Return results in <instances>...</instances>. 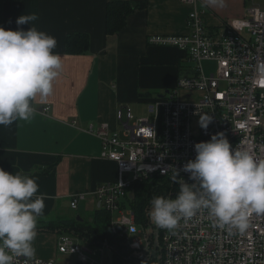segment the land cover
Wrapping results in <instances>:
<instances>
[{"label": "crops", "instance_id": "crops-1", "mask_svg": "<svg viewBox=\"0 0 264 264\" xmlns=\"http://www.w3.org/2000/svg\"><path fill=\"white\" fill-rule=\"evenodd\" d=\"M110 1L116 0H0V25L27 30L31 25L18 26L17 18L36 13L38 20L32 24L57 39L53 51L62 57L53 93L31 101L32 118L0 125V167L35 177L39 184L36 195L46 196L33 258L55 264L85 263L77 255L59 252L61 235L72 233L45 227L78 215L91 221L102 207L95 189L119 176L117 164L102 158V142L86 131L88 126L103 121L119 129L116 113L121 106L129 105L134 112L145 105L148 113L149 104L175 88L193 67L184 51L148 42L153 34H186L190 6L181 0H147L146 6L129 15L123 30L107 34ZM252 6L262 8L255 0H227L223 9L209 5L208 0L198 3L206 10L204 21L213 34L226 31L232 20L247 16ZM77 32L89 34L90 49L67 53V37ZM47 106L50 109L45 112ZM73 195L85 196L77 209L71 206ZM72 235L76 242H84ZM88 245L85 253L91 260L93 245Z\"/></svg>", "mask_w": 264, "mask_h": 264}, {"label": "built area", "instance_id": "built-area-1", "mask_svg": "<svg viewBox=\"0 0 264 264\" xmlns=\"http://www.w3.org/2000/svg\"><path fill=\"white\" fill-rule=\"evenodd\" d=\"M192 9L186 34H153L148 42L155 46L175 47L185 52L193 64L190 75L179 79L175 88L157 97L148 107V115L137 118L129 106L117 109L121 127L107 122L91 123L86 131L102 142L101 156L118 166V179L99 185L95 198L111 213L113 232L128 246L142 250L145 242L154 243L160 232L163 264H264V216L253 215L241 236L213 226L207 209L191 219H181L176 229H158L138 222L130 206L134 186L155 175L172 176L194 185L183 166L196 156L195 144L223 132L233 147H250L264 158V80L255 74L258 57H264V9L252 6L247 16L234 19L226 31L213 34L204 21L200 0H181ZM216 64L206 74L203 62ZM186 91L189 99H182ZM50 106L45 108V112ZM210 119L207 129L200 119ZM178 185L179 182H177ZM84 195H73L71 206L79 207ZM175 198V197H171ZM117 214V216L115 215ZM235 232V230H232ZM85 242H76L72 234H63L59 252L77 255L85 264H96L85 253ZM12 264H55L53 260L13 257Z\"/></svg>", "mask_w": 264, "mask_h": 264}, {"label": "clouds", "instance_id": "clouds-1", "mask_svg": "<svg viewBox=\"0 0 264 264\" xmlns=\"http://www.w3.org/2000/svg\"><path fill=\"white\" fill-rule=\"evenodd\" d=\"M223 9L227 0H208ZM38 15H21L16 24L31 27L5 28L0 25V125L30 120L31 101L46 99L53 93L54 80L63 67L62 57L53 50L57 39L32 24ZM255 74L264 80V57H258ZM210 119H200L207 129ZM196 156L183 166L190 179L198 182L199 194L183 180H172L180 188L175 198L153 196L147 214L158 229L172 231L181 219H191L203 209L214 218L213 226L243 236L255 214L264 216V158L250 147H233L223 132L195 144ZM39 184L23 172L0 167V264H12L13 257L31 259L36 254L38 218L43 215L45 194L36 195ZM235 230L233 232L232 230Z\"/></svg>", "mask_w": 264, "mask_h": 264}, {"label": "trees", "instance_id": "trees-1", "mask_svg": "<svg viewBox=\"0 0 264 264\" xmlns=\"http://www.w3.org/2000/svg\"><path fill=\"white\" fill-rule=\"evenodd\" d=\"M12 1V0H7ZM14 1V0H13ZM147 0H116L107 4L106 10V32L107 34H117L127 25L129 15L138 8L146 6ZM91 39L88 33L77 32L68 35L66 40V50L70 54L85 53L90 49ZM180 185L172 180V176L155 175L146 181L138 182L134 186L133 200L130 206L136 214L138 222L148 224L147 209L149 201L153 196L175 197L179 192ZM82 218V217H81ZM51 231H68L87 244L108 245L127 260H135L136 264H163V248L159 252H153L154 243L148 259L135 257V250L131 249L126 240L116 235L111 227V214L103 207L98 208L93 219L86 221L76 217L61 219L45 227ZM143 250V249H142ZM141 251V250H139ZM139 259V260H138Z\"/></svg>", "mask_w": 264, "mask_h": 264}, {"label": "rangeland", "instance_id": "rangeland-1", "mask_svg": "<svg viewBox=\"0 0 264 264\" xmlns=\"http://www.w3.org/2000/svg\"><path fill=\"white\" fill-rule=\"evenodd\" d=\"M257 3L262 4V8L264 9V0H255ZM203 68L206 74H211L216 69V64L214 62L205 61L203 62ZM187 94L185 92L181 93L182 99H189L186 98ZM140 110H134V113L137 118L147 116L148 113L146 111V106L141 105ZM149 208V205H148ZM148 210V209H147ZM117 216V214H115ZM149 218V217H148ZM149 226H155L152 224L151 220H148ZM154 246H153V252H159L161 249V240H160V232L157 230L155 237L153 238ZM85 243V242H83ZM94 254H91L90 259L93 260L96 264H136L138 263L135 260L129 261L126 258H124L122 255H119L118 252L114 251L112 248H110L108 245H96L91 247ZM151 248V244L149 242H145V245L143 247V250L141 251H135L133 252L135 257H139L141 259H148L150 255L149 250ZM139 260V259H138Z\"/></svg>", "mask_w": 264, "mask_h": 264}, {"label": "water", "instance_id": "water-1", "mask_svg": "<svg viewBox=\"0 0 264 264\" xmlns=\"http://www.w3.org/2000/svg\"><path fill=\"white\" fill-rule=\"evenodd\" d=\"M164 96H165V94H162V95H160L159 97H164ZM77 218H78V219H81L79 215L77 216Z\"/></svg>", "mask_w": 264, "mask_h": 264}]
</instances>
